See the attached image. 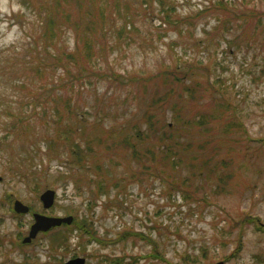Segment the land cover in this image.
Listing matches in <instances>:
<instances>
[{
  "label": "rangeland",
  "instance_id": "1",
  "mask_svg": "<svg viewBox=\"0 0 264 264\" xmlns=\"http://www.w3.org/2000/svg\"><path fill=\"white\" fill-rule=\"evenodd\" d=\"M74 23L93 56L67 77L57 54L87 48ZM181 64L192 75L169 83ZM151 121L172 154L150 138L134 161L119 143L138 150ZM66 123L90 141L83 167ZM16 200L72 223L16 248L33 223ZM72 258L264 264V0H0V264Z\"/></svg>",
  "mask_w": 264,
  "mask_h": 264
},
{
  "label": "trees",
  "instance_id": "2",
  "mask_svg": "<svg viewBox=\"0 0 264 264\" xmlns=\"http://www.w3.org/2000/svg\"><path fill=\"white\" fill-rule=\"evenodd\" d=\"M75 2L77 6H80L81 0H75ZM89 18L93 19V16ZM78 20H81L80 17L78 18ZM186 22H189V21H187L186 19ZM47 24H48V21H47ZM79 24L81 23H79L78 21V25ZM74 25H72V27L74 28L75 37L76 35L78 37V34H79L80 41H82L83 44L85 43L87 45V48L85 47L86 48L85 53H84L85 50L81 52L80 49H77V47H75L76 51L74 52L68 51L67 49H62V51L59 54H57V56H59L61 60V65H62V70H63L62 73H64V76H67V77H75V73H73L71 70V68H73V63L77 67L78 70L82 71L83 68L86 69V63L88 62L87 57L93 56V49H91L90 45H88L90 43L89 40L91 38V34L88 32L79 33V28H78L79 26L76 27V25L75 26ZM102 39H104V37ZM102 44H104V42ZM105 50H106V45H102L99 51H102L104 53ZM51 65L54 66L56 64H51ZM185 68L186 67L182 64L177 65V66L175 65L174 67H172L171 71L167 73L168 75L169 74L171 75V77H167V79L169 80V83L171 82L177 85V83L179 84L181 82L182 77H189L190 74L192 75V73H189V70H191L190 66H187L186 69ZM161 78L164 80V82L166 81V77H161ZM172 92L174 93L175 91L173 90ZM66 104L68 106L67 108L69 109V114H70V107H69L68 101H66ZM152 116L154 117V115ZM65 128H66V132L68 134L69 139L66 138L64 140V143H67L65 147H68V149H69V145L71 147L70 148L71 151L69 150L70 155L73 157L71 159V162L72 163L74 162L77 166L83 167V165H85L86 163L87 156H88L85 150H87L88 152H92V149L90 147V141H87L85 150L81 149V147H84V146L80 144L79 142H75L74 138L72 137V135L76 133L77 130L79 129H77V127H74L68 123H66ZM164 128H165L164 131H162V129L155 130L153 129L152 121L150 123L148 122L147 132L142 133L138 131L137 133L138 136L136 138H138V150L136 146L134 147L135 144H133L128 139H126L122 144L119 143V145L121 146V149L123 150L124 153H127V152L130 153L131 159H133L134 161L140 162L142 153L139 150V144L144 149V153H147L149 151V148L146 145H148L147 142L150 140V138H152L153 139L152 142L155 143V148L158 150L160 160L161 161L166 160L172 154L173 146L171 144V139L174 134H172V128L169 127V124L164 126ZM176 128L178 130V127ZM145 140H148V141L146 142ZM144 143H146V145H144ZM49 147L51 148V146ZM147 160L148 161L150 160L149 156L142 159L141 162L143 164V167L148 168L149 171L151 170L152 171L151 174L155 173L154 172L155 170L157 172L158 169L157 168L155 169L154 162L151 161L152 163L146 165ZM159 172H162V171L159 170Z\"/></svg>",
  "mask_w": 264,
  "mask_h": 264
},
{
  "label": "water",
  "instance_id": "3",
  "mask_svg": "<svg viewBox=\"0 0 264 264\" xmlns=\"http://www.w3.org/2000/svg\"><path fill=\"white\" fill-rule=\"evenodd\" d=\"M54 195L55 192L51 189L45 190L41 195H40V201L43 204V207L45 209L49 208L53 201H54ZM15 210L17 212H22L25 213L27 212V207L22 205L20 202H15ZM34 221L35 223L31 226V230L29 233V237L26 239V241H29L30 238L34 237L38 231H45L49 229L52 226H59L61 223H66L69 224L71 222L70 217L66 218H52V217H45L42 215L35 214L34 215ZM66 264H84L83 259H75L67 262ZM118 264V263H114ZM216 264H224V262H218Z\"/></svg>",
  "mask_w": 264,
  "mask_h": 264
},
{
  "label": "flooded vegetation",
  "instance_id": "4",
  "mask_svg": "<svg viewBox=\"0 0 264 264\" xmlns=\"http://www.w3.org/2000/svg\"><path fill=\"white\" fill-rule=\"evenodd\" d=\"M41 206L43 207V204H41ZM52 206H53V204L48 209H50ZM12 207H13V205H12ZM43 209H44V207H43ZM48 209H45V210H48ZM34 213H36V212L32 211V212H28L26 214L24 213V214L18 215V217L29 216L32 219V215ZM32 221H33V219H32ZM31 225H30L29 230H28L26 235L22 236L20 239H18L16 241H14V244L17 246L16 247L14 245L16 248L24 249L25 247H28V246L32 245L33 243H35L36 239L38 238V235H42L43 236V235L49 233L50 231H53V230L57 229V228H51L48 231H45V232L42 231V232L36 233V235L34 237L30 238V241H26L27 237H29V233H30V230H31Z\"/></svg>",
  "mask_w": 264,
  "mask_h": 264
}]
</instances>
